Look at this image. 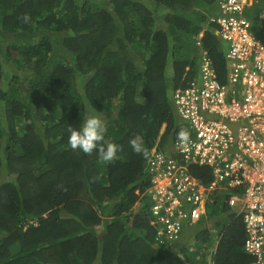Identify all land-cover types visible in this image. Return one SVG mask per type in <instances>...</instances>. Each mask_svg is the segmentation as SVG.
Masks as SVG:
<instances>
[{
    "label": "trees",
    "instance_id": "trees-1",
    "mask_svg": "<svg viewBox=\"0 0 264 264\" xmlns=\"http://www.w3.org/2000/svg\"><path fill=\"white\" fill-rule=\"evenodd\" d=\"M213 1L0 0V56L16 66L0 62V264H185L179 252L190 264H256L224 202L213 252L206 230L198 250L152 246L148 219L134 209L145 156L179 132L169 92L196 75L202 48L223 61L204 24ZM93 108L105 139L121 146L113 162L68 144L69 124L78 128ZM136 136L139 153L129 143Z\"/></svg>",
    "mask_w": 264,
    "mask_h": 264
},
{
    "label": "built area",
    "instance_id": "built-area-1",
    "mask_svg": "<svg viewBox=\"0 0 264 264\" xmlns=\"http://www.w3.org/2000/svg\"><path fill=\"white\" fill-rule=\"evenodd\" d=\"M258 7L264 24L262 0H215L209 23L225 43L223 61L201 49L196 75L172 99L190 141L176 136L146 169L159 243L199 224L212 194L222 193L244 228L243 251L264 264V32L247 18Z\"/></svg>",
    "mask_w": 264,
    "mask_h": 264
},
{
    "label": "clouds",
    "instance_id": "clouds-1",
    "mask_svg": "<svg viewBox=\"0 0 264 264\" xmlns=\"http://www.w3.org/2000/svg\"><path fill=\"white\" fill-rule=\"evenodd\" d=\"M215 4V0L213 1V5ZM214 12V9L211 13L205 15V23L204 24H210L209 23V17L211 16V14ZM24 22L27 23L28 22V17L25 16L24 18ZM213 25V24H210ZM213 27L215 28V33L218 37V39L223 43L222 46L225 47L224 45V41L220 38V36L218 35V33L216 32L217 28L215 27V25H213ZM204 35H205V30H202L198 36L196 37V46L200 45V41H202L204 39ZM207 49V47H205ZM225 48H221V53L223 52ZM200 51H198V56L200 54ZM210 52V51H209ZM2 55V54H1ZM4 56V55H3ZM5 57V56H4ZM10 59V58H9ZM0 62H1V56H0ZM11 64H14L13 61H10ZM2 66V65H1ZM197 68V67H196ZM16 69V66L14 64V68L13 70ZM21 71V70H19ZM187 71V69H186ZM181 88V87H179ZM179 88L175 89V90H171L169 92V97H170V101H171V105L173 107L174 113H176L175 111V107L173 104V95L175 93L176 90H178ZM102 111H97L96 108H93L91 111V114H89L82 122V124L78 127V128H74L71 126V124H69L68 128H67V134H68V144L71 146V148L73 150H80L81 152L85 153V154H91L95 151L97 158L99 161L101 162H105V163H110L113 162L116 158H117V153L120 151V145L116 144V143H112L109 142L105 139V133L107 131L106 129V125H105V121L102 118L101 115ZM176 115V114H175ZM176 118L178 119V116L176 115ZM180 120V119H179ZM165 127L161 130L160 129V136L162 135V133L164 132ZM160 138V137H159ZM176 137H174L175 139ZM177 138L181 143H188L190 141V133L185 130V129H181L178 133H177ZM174 139H169V143L164 144L163 147H161L162 149L164 147L167 148H171ZM158 142L155 144L154 147L151 148L149 154H147V156H145L144 159V166L143 169L144 171L141 174V182L139 183H143L145 185L144 189H142V184H140L137 189L134 191L135 195L138 197L135 204H134V209L135 210H140L141 207L143 205H147V213H146V218L148 219L149 225L153 231V242L151 243L152 246L156 247V248H161V249H167L168 247L174 245V243L179 242L178 244L182 245V241L187 238V235H184V229H183V233L180 236V238L178 240H174V241H166L165 243H159L158 240H156V230L155 227L153 225V221H152V215H151V211H150V196L147 192L148 190V172L146 169V162L149 158V156H151V154L157 150H159V146H158ZM133 151L135 152H141L142 150V141H141V137L140 136H136L135 138L131 139L129 141ZM100 174H104L102 168H101V172ZM207 205L210 206V204L207 203ZM133 209V210H134ZM206 217H204L199 224L194 225V226H190L191 229L189 231V234L191 232H193V235H196L197 231L201 230L200 226L202 224H205L204 220ZM219 219V218H218ZM218 224V222H217ZM99 230L98 233L101 231V226H99L98 228ZM199 233V232H198ZM216 242V243H215ZM214 242V244H212L210 248L211 252L214 251V249L217 246L218 243V239H216ZM185 251V250H184ZM181 254L185 255L184 253L180 252Z\"/></svg>",
    "mask_w": 264,
    "mask_h": 264
},
{
    "label": "rangeland",
    "instance_id": "rangeland-1",
    "mask_svg": "<svg viewBox=\"0 0 264 264\" xmlns=\"http://www.w3.org/2000/svg\"><path fill=\"white\" fill-rule=\"evenodd\" d=\"M89 1L90 2H94L96 4H104V5L108 4L107 0H89ZM262 2H264V0H262ZM256 11L259 14L261 13V9L260 8H256ZM188 15L190 16L191 19H196V17H198L200 15V13L195 12V13H191V14H188ZM251 16L253 18H256L257 15L256 14H251ZM255 25L256 26L258 25L260 30L262 32H264V24L263 23H259V21H258V23H256ZM0 40L4 41L5 37L4 36H3V38L0 37ZM217 44H219L220 46L223 45V43L219 39H217ZM224 45H225V43H224ZM10 61L11 60L8 57H4L3 55H1V65H2L3 69L8 70V71L9 70H11V71L13 70L14 64H11ZM14 74L15 75L17 74L19 77H22L23 76L22 74H25V73L24 72L22 73L21 71H17ZM165 118H168V117L166 116ZM103 120H104V118H103ZM171 121L172 120L170 119L169 120L170 125L172 124ZM164 127H165V130H166L167 129L166 123L162 124L161 130ZM172 133L173 132H170V134H172ZM177 133H178V130L176 129L175 130V134L177 135ZM140 182H141V179H140ZM223 202H224V194L219 193L216 203H211L210 206L209 205L206 206V218L204 220L205 224H202L200 226V229L202 230V232L205 231V230L207 231V234L209 235V238H210V240H208V242H209L208 244H211V245L214 244L216 239H218V232H219L220 224H217V222H218V218H222ZM141 211L144 212V214L146 215V213H147V205H143L141 207ZM190 229H191L190 226H186L184 228V235L188 234L187 238H185L182 241L183 246H185L184 250L186 252L188 250H190V249L198 250L197 248L200 247V243L197 241L198 236H199V233H198L199 231H197L196 235H193V232H191L189 234ZM211 247H213V246H210V248ZM209 251H211V250L209 249L208 252ZM187 253L185 255H183V254L181 255V253L179 252L178 256L180 257V259L182 261L185 262V264H190V263H192V260L188 257Z\"/></svg>",
    "mask_w": 264,
    "mask_h": 264
}]
</instances>
